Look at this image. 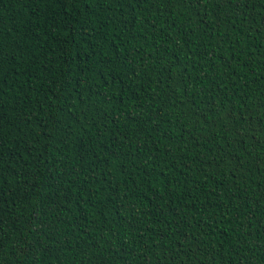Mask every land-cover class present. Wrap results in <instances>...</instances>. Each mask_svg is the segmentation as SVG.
<instances>
[{"label":"trees","instance_id":"1","mask_svg":"<svg viewBox=\"0 0 264 264\" xmlns=\"http://www.w3.org/2000/svg\"><path fill=\"white\" fill-rule=\"evenodd\" d=\"M0 264H264V0H0Z\"/></svg>","mask_w":264,"mask_h":264}]
</instances>
